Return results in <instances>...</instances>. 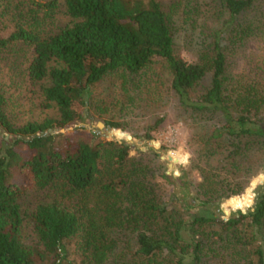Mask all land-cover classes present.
I'll return each mask as SVG.
<instances>
[{"label": "trees", "instance_id": "obj_1", "mask_svg": "<svg viewBox=\"0 0 264 264\" xmlns=\"http://www.w3.org/2000/svg\"><path fill=\"white\" fill-rule=\"evenodd\" d=\"M185 1L193 62L178 50L179 1L63 0L70 23L50 33L58 0H0V51L31 48L24 76L56 111L18 123L0 85V264H264V186L246 212L216 211L264 172V0H199L195 11ZM254 41L261 55L246 56ZM109 76L132 93L124 108L173 100L200 131L198 154L215 162L198 168L189 197L191 183L168 174L153 148L130 156L127 142L58 132L91 110L123 128L94 99ZM162 120L138 139L151 141Z\"/></svg>", "mask_w": 264, "mask_h": 264}, {"label": "rangeland", "instance_id": "obj_2", "mask_svg": "<svg viewBox=\"0 0 264 264\" xmlns=\"http://www.w3.org/2000/svg\"><path fill=\"white\" fill-rule=\"evenodd\" d=\"M40 3H45L46 0H35ZM163 5H170L176 1L179 3L177 11L173 13V24L177 27L176 35L178 39V50L182 57L190 62L195 60V54L189 46L185 44L186 38L191 36V29L187 22L190 17L183 15V7L186 6L185 0H159ZM199 0H190V7L188 9L195 11L193 7L198 9ZM195 2L197 4H195ZM201 2V0H200ZM58 8L52 14V17L46 21L44 28L46 31L56 32L57 29L64 27L70 23V19L64 13L63 0H58ZM198 18L201 15H192L191 17ZM197 18V19H198ZM3 33L6 34L13 28L12 24L4 18ZM199 22H195L197 29ZM189 30H186V29ZM262 43L251 42L247 45L245 50L246 56L261 55ZM31 57V48L21 43L10 46L9 48L0 51V85L7 92L10 98L8 104V112L13 115V119L18 123L27 121H41L46 117H55L56 111L52 108L42 107L43 99L39 93V87L31 85L25 78V68L28 60ZM240 59V58H239ZM239 64L237 70L244 66V59L238 60ZM161 83L167 86L166 75L161 76ZM122 81L116 76L106 77L93 92L94 99L101 105H107L111 112L105 114L104 118L110 114H116V121L122 125V129H113L103 124V119H99L94 111L88 112L83 119L77 120L64 129L66 136H75L79 134L83 139L88 141H117L127 142L134 146L130 156H136L138 152L147 151L153 148L159 155V160L163 167L166 168L168 174H172L174 178L180 177L182 182L191 183L189 185H182L186 191V196L189 197L191 187L193 188L199 183V170L204 168L207 164H214V160H207L198 154L201 149L200 145V131L191 123L190 120L185 119L181 110L175 105L173 100H169L166 104L153 105L143 99L139 105L133 108H124L130 95L132 93L124 92L122 88ZM127 88L130 87L126 85ZM130 91V88H129ZM145 97V96H144ZM123 109V111H121ZM127 109V110H126ZM163 119L156 126V130L152 132L153 139L145 142L138 139L145 133V129L154 125L155 121ZM62 130V129H61ZM60 131V130H59ZM58 131V132H59ZM61 133V132H60ZM96 133L98 137H94ZM130 138V139H129ZM157 144V145H155ZM179 184V182H178ZM166 188L165 201L168 200V195L172 191V187L163 183ZM264 186V172H259L247 180L246 186L243 190L232 197L235 199H225L218 205L216 211L219 212L223 218H228L231 213L236 211L246 212L250 209L255 201L258 191ZM178 189H176V193ZM190 190V191H189ZM40 194L33 193L30 196L32 202L30 209H33L36 202L41 198ZM186 197V198H187ZM247 202L238 206L234 203L235 200L243 203L244 199ZM227 212L228 215L225 213Z\"/></svg>", "mask_w": 264, "mask_h": 264}, {"label": "water", "instance_id": "obj_3", "mask_svg": "<svg viewBox=\"0 0 264 264\" xmlns=\"http://www.w3.org/2000/svg\"><path fill=\"white\" fill-rule=\"evenodd\" d=\"M59 132L64 133V129L60 130ZM49 133H53V131H52V130H49ZM129 139H130V138H129ZM155 145H157V144H155ZM225 213L228 215L227 212H225Z\"/></svg>", "mask_w": 264, "mask_h": 264}]
</instances>
